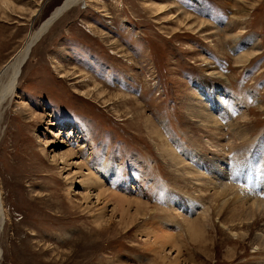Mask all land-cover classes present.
Returning a JSON list of instances; mask_svg holds the SVG:
<instances>
[{
    "label": "rangeland",
    "instance_id": "1",
    "mask_svg": "<svg viewBox=\"0 0 264 264\" xmlns=\"http://www.w3.org/2000/svg\"><path fill=\"white\" fill-rule=\"evenodd\" d=\"M63 1L0 0V71ZM244 41L257 56L236 64ZM212 104L215 131L202 121ZM262 145L264 0H86L35 46L0 114L1 264H264V231L239 220L264 189L234 178L227 190L208 170L209 189L193 191V162L178 165L191 152L235 163L232 148H248L251 175ZM101 162L120 174L106 187L123 208L98 198ZM152 230L179 247L154 245Z\"/></svg>",
    "mask_w": 264,
    "mask_h": 264
},
{
    "label": "bare ground",
    "instance_id": "2",
    "mask_svg": "<svg viewBox=\"0 0 264 264\" xmlns=\"http://www.w3.org/2000/svg\"><path fill=\"white\" fill-rule=\"evenodd\" d=\"M86 3V0H64L63 3L56 7L55 10L52 12V14L50 15V17L48 19H46L41 25L40 27L34 31V32H31L28 37L26 38V41L24 42L22 48L11 58V60L1 69L0 71V114L2 113L3 111V108L4 106H9L10 104V101H11V98L13 97V95L15 94V87L19 84V81L22 77V74H23V70L28 62V60L30 59L31 55H32V52L35 48V46L41 41V39L47 34V32L51 29V27L62 17L61 15L64 13H67L69 10H71L72 8H75L79 5H82V4H85ZM240 7V6H239ZM238 7V9H239ZM165 9V8H164ZM172 8H166L165 11H168V10H171ZM246 9V8H245ZM164 11V12H165ZM246 11L243 10L241 14H243V16H245V13ZM63 14V15H64ZM61 16V17H60ZM242 16V17H243ZM59 17V18H58ZM238 17V19L240 18V16H236ZM241 17V19H242ZM58 18V19H57ZM176 19V18H175ZM174 19V20H175ZM185 19V18H184ZM189 22L193 21L194 24L198 23V25H200L199 29L204 26L203 24H201V21L195 19V18H192V17H187L186 18ZM173 20V21H174ZM240 20V19H239ZM241 21V20H240ZM241 24V23H240ZM187 26V25H185ZM207 27V26H206ZM204 27V28H206ZM203 28V27H202ZM189 29V28H188ZM198 29V30H199ZM240 32L235 34V41H238L242 35L244 34L245 32V29L242 28V25H241V28H240ZM194 30V29H193ZM199 32V31H198ZM246 34V33H245ZM249 44V41H244L241 43V45L239 46L238 50H241V49H246L247 48V45ZM253 44L255 43H250L249 46L247 49H248V53L246 52H243L245 54H241L239 55L236 60H235V63L236 64H245L248 62V60H250V58H252V56H257V53L255 51V46H253ZM258 46V45H257ZM119 47V46H118ZM124 50L123 48L120 46L119 47V50H118V53H122ZM248 54V55H247ZM64 77H67V76H64ZM225 95H221V97H224ZM211 103L214 102V100L209 97ZM236 104V103H235ZM3 106V107H2ZM234 106V105H233ZM208 107H205V111L206 112H203L204 113V116H203V124L207 125V126H203L205 128H213L214 131L218 129V122H217V115H215L214 113H216L217 111V106L215 104H212V108L211 109H207ZM244 118H247V114L244 113L243 115ZM235 132L237 131L236 128L234 130ZM217 132V131H216ZM244 133H246L245 131L244 132H239L237 131L236 132V135H243ZM222 135V134H221ZM212 136V135H211ZM216 144V143H215ZM221 146V145H219ZM261 146V145H260ZM259 146V147H260ZM233 147V146H232ZM210 148H214L213 145H211ZM233 150H235V152L233 153L234 157H235V163L232 161V163L229 161V157L227 158L228 159V162L227 163H223L221 160L217 161L215 164H210L211 163V160L209 159H206V163L203 161L205 159L203 158H199L198 156H196L194 153H185V159L184 161L183 160H180L178 159V157L176 158L177 161L179 162L180 160V163H178V165L180 164H186L188 163V161H192L193 162V165L192 167H187V166H184L183 168L186 169L185 172H186V175H187V178H185L186 180V183L188 185H191L192 188H193V191L194 189L196 190H200L199 188H203V187H207V186H210L212 184L213 181H210L208 178H205V174L207 173L208 170H210L211 173H215V185H218V186H225V188H230L233 184H232V180H234L235 178V185H238V184H243V185H250V182L251 181H254L255 184H257V186L259 188H263L264 189V153L263 155L259 154V153H255L253 155V158L251 160V163L252 166L251 167V175H249V169L247 167H245V171H244V160H246V158L250 155V149L248 148H244L242 150H238L236 147L235 149L232 148ZM231 149V150H232ZM217 153H224V154H228L227 151H225L224 148H219V149H216ZM260 150V149H259ZM261 150L263 151L264 150V146L262 145L261 147ZM172 152V151H171ZM262 153V152H261ZM263 156V157H262ZM169 159L172 160L171 158H175V156L173 157V154H169L168 155ZM171 157V158H170ZM249 162V161H248ZM247 162V163H248ZM77 165V164H75ZM89 165V164H88ZM95 165V164H94ZM141 165V164H139ZM250 165V164H249ZM251 166V165H250ZM187 167V168H186ZM90 168V167H89ZM97 168L99 171V176H97L98 178H100V192L98 194V198H102V199H110V195L112 196L111 198L113 200H110V202H113L116 203L115 201L119 200L121 201L122 200H126L125 198H122L120 195L118 194H110L108 192V189L106 187L107 183H121V178L120 177V174L117 172L115 174H112L110 175L112 172L111 171H106L108 168H107V165L104 163V162H101L100 165H97ZM199 169L201 170V172L203 173H198L196 171V169ZM225 168V171H222V169ZM87 169V168H86ZM101 169L104 171L102 172ZM138 171H140L141 173H143L145 171V169L142 170V168L137 167ZM91 168L88 170L89 173L86 174L89 179L91 180L92 178L95 179L97 178L93 172H91ZM178 171V170H177ZM187 172H193L194 174L196 173V175L194 176H191V173H187ZM225 172V173H223ZM100 175H104L103 177H100ZM143 176L145 177L146 175L143 174ZM123 179V178H122ZM244 179L246 181H244ZM93 181V180H91ZM127 181L126 180V184H122V189H128V184H127ZM234 183V182H233ZM114 185V184H113ZM190 186V187H191ZM214 186V185H213ZM152 187V186H151ZM208 188V187H207ZM213 188V187H212ZM209 189V188H208ZM235 189L236 186H235ZM202 190V189H201ZM211 190V189H210ZM220 190V189H219ZM222 190V189H221ZM192 192V191H191ZM199 192V191H198ZM204 192V191H203ZM212 192V191H211ZM219 192L218 190L214 193L216 195V193ZM221 192V191H220ZM223 192V191H222ZM238 194L237 196L239 195L240 191H237ZM254 192V197L252 200V204L251 206L248 207V214L245 213V211H243V207L245 203L248 204V202H245L243 201L244 203H242L243 205H241V208H243L242 210H239V212L243 211V213L247 214V215H243L244 218H241L239 219V216L237 217V219H239L241 221V226L242 225H246L248 228H256V229H259V230H262L264 231V200L261 199L262 195L259 197L258 194L255 193V191L253 190ZM194 193V192H193ZM206 193V192H204ZM208 194V193H207ZM212 194V195H214ZM219 194V193H218ZM221 196L223 195V193H220ZM230 194V192H229ZM205 195V194H204ZM211 196V195H209ZM218 196V195H217ZM216 196V197H217ZM220 196V195H219ZM224 196V195H223ZM226 196V195H225ZM230 196V195H229ZM0 197H1V192H0ZM227 197V196H226ZM225 197V199H226ZM239 197V196H238ZM162 198V197H161ZM224 198V197H223ZM228 198V197H227ZM234 198V197H233ZM242 201V197L240 198ZM251 199V198H250ZM224 200V199H223ZM222 200V201H223ZM231 200V199H230ZM229 201V200H228ZM232 201V200H231ZM234 201H237V203H240V201L238 200V198L235 196V200ZM232 201V202H234ZM239 201V202H238ZM251 201V200H250ZM118 202V201H117ZM230 202V201H229ZM128 201H126L125 204H127ZM223 203V202H222ZM236 203V202H234ZM117 204V203H116ZM125 204H122L121 203L119 204L118 202V207H122L125 206ZM227 204V201L226 203ZM224 204V207L226 208ZM232 204V203H231ZM140 205V204H138ZM217 205V204H216ZM240 204H238L237 206H239ZM128 206H130V204H128ZM141 206V205H140ZM246 206V205H245ZM145 207V206H144ZM234 207V205H233ZM147 208V207H146ZM223 208V207H222ZM221 208V209H222ZM240 208V207H238ZM230 209H233L232 207ZM3 205H2V202H1V199H0V234L4 228V225H5V213L3 212ZM119 210V209H118ZM140 210V209H139ZM228 210V209H227ZM237 209H233L234 211V215H236L238 213L235 212ZM148 213L147 214H152L154 211L153 210H147ZM231 211V210H230ZM231 211V212H233ZM240 212V213H241ZM225 213V212H224ZM240 213H238L240 215ZM242 213V214H243ZM232 215V214H231ZM142 216L146 217V214H142ZM233 216V215H232ZM235 217V216H234ZM232 217V221L233 218ZM242 217V216H241ZM147 218V217H146ZM236 219V220H237ZM235 220V221H236ZM238 220V221H239ZM226 221V220H225ZM230 221V220H229ZM234 221V222H235ZM199 222V220H198ZM228 222V221H227ZM237 222V221H236ZM247 222V223H246ZM195 223V222H194ZM197 223V221H196ZM195 223V224H196ZM202 223V222H201ZM200 223V224H201ZM238 223V222H237ZM246 223V224H245ZM199 224V225H200ZM233 223H231L232 225ZM193 226H191L190 230H193V234L196 233L197 229L195 227L198 228V223L197 225L195 226L194 224H192ZM229 226V225H227ZM188 227V226H187ZM200 228H202V226H199ZM235 227V225L233 226ZM230 229V228H229ZM232 230V229H231ZM230 230V231H231ZM237 230V228H236ZM233 231V230H232ZM158 231L157 230H152V232L150 233V235H152V237H156L155 239V242H154V245L156 246H160L161 248H164L166 247L167 245H172L171 246H178V243L177 241H175V238L172 237L171 233L167 232V231H161V235H159L157 233ZM153 233V234H152ZM190 233H192L190 231ZM198 235V234H197ZM236 236V235H235ZM194 239H196L194 237ZM197 240V239H196ZM156 248V247H155ZM2 262V250L0 249V264Z\"/></svg>",
    "mask_w": 264,
    "mask_h": 264
},
{
    "label": "water",
    "instance_id": "3",
    "mask_svg": "<svg viewBox=\"0 0 264 264\" xmlns=\"http://www.w3.org/2000/svg\"><path fill=\"white\" fill-rule=\"evenodd\" d=\"M63 14H64V13H63ZM63 14H62L61 16H63ZM61 16H60V17H61ZM58 18H59V17H58ZM58 18H57V19H58Z\"/></svg>",
    "mask_w": 264,
    "mask_h": 264
}]
</instances>
